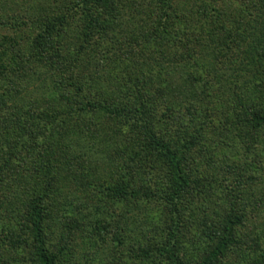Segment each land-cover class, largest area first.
<instances>
[{"label": "trees", "instance_id": "1", "mask_svg": "<svg viewBox=\"0 0 264 264\" xmlns=\"http://www.w3.org/2000/svg\"><path fill=\"white\" fill-rule=\"evenodd\" d=\"M35 1L0 0V264H264V0ZM12 104L81 124L88 167ZM145 204L134 230L104 212Z\"/></svg>", "mask_w": 264, "mask_h": 264}, {"label": "rangeland", "instance_id": "2", "mask_svg": "<svg viewBox=\"0 0 264 264\" xmlns=\"http://www.w3.org/2000/svg\"><path fill=\"white\" fill-rule=\"evenodd\" d=\"M6 4L9 8V10L11 12L7 13V16H13L14 18H20L21 20H24L23 16H27V17H32L31 19L33 20V22L35 21L36 23L39 22L40 20H43V18H45L44 14H37L36 13V1L35 0H6ZM240 1V0H238ZM243 1V0H242ZM247 1V0H245ZM1 5V3H0ZM43 16V17H42ZM28 20V19H27ZM24 26H21L20 28H23ZM12 31L11 29L9 30H4L3 33H7L10 34ZM20 40H23V34H18ZM26 38V37H25ZM30 36L28 37V40H30ZM26 43H28V41H25ZM26 43H23V46H27ZM37 77H39L38 75H36ZM39 84V82H36ZM36 85V84H35ZM27 86V85H25ZM30 97H28V95H26V98L24 99V103H21L22 105H26L27 103H29ZM11 108L14 106L13 104L10 105ZM15 110L13 109H9V112L15 113V111L17 112H22L23 114H19V120L23 121V123H25L26 125L29 124V128H26V131L28 133V135L30 136V134L32 135L33 139L36 137L38 138V140H40V143H44L50 139V136L52 135H57V134H61V133H65L67 134L66 138L69 139L66 142L62 143V149H66V147H74L75 150L80 151V156L83 157V162L85 167H88V164L85 163L86 158L88 160V158H90L89 156L94 155V152L97 150L96 147H91L92 146V139L87 137V132L83 131L85 130V128H81V124H68V125H61L58 124L55 126L50 125V124H46V123H41L39 121H35L32 120L30 117L25 116L24 115V111L21 110L19 107H13ZM9 133L14 131V135L16 136L15 131L17 130V126L16 124H13L10 128H9ZM2 131V130H1ZM72 131H81L78 133L73 134ZM59 136H64V135H59ZM58 136V137H59ZM34 139V140H35ZM45 141V142H44ZM56 140L52 139V142L54 144V146H56L57 142L55 143ZM71 141L73 142L72 146H68V142ZM57 147V146H56ZM113 169H103L100 170L98 173V177H101L104 179V177L106 176L107 172H111ZM95 172V171H94ZM98 171H96L97 173ZM13 177L15 179H24L26 177L25 174H23L22 176H16L13 175ZM260 191V190H259ZM254 192L257 193V191L255 190ZM115 210L111 211V208L109 206H107L104 209V212L109 216L107 217L108 220H114V221H123L126 224L125 229L127 230V228L130 229H135L136 226H141L143 224H145L144 221H146V219H153V215L156 213L155 210L156 208L152 205L149 204H145V205H141L140 207H131V208H127V209H122L121 206H116L114 208ZM147 209V210H146ZM61 211H63V209L61 208ZM122 212V213H121ZM121 213V216H118ZM123 216V218H122ZM261 218H263L261 216ZM257 220H255V222L260 223L263 219L260 218H256ZM249 224V223H248ZM125 226V225H124ZM249 228H243L242 229V233L247 234V231L250 232L252 229ZM258 237V233L252 235V238L255 240ZM78 240V239H77ZM79 244L81 245V238L78 240ZM106 244L104 245V248L102 250L96 247H92V248H87V253L91 252V255H98L99 253V257L102 258V260L105 263H109V259L110 256H112V245L110 244L109 241V237L107 238V242H105ZM264 243V242H263ZM101 244V243H100ZM99 244V245H100ZM102 245V244H101ZM263 249H264V244L262 245ZM111 249V250H110ZM249 249H246L245 253H248ZM98 252V253H97ZM86 253V254H87ZM109 253V255H108ZM238 255H241L240 253ZM256 255H258V253H256ZM95 257V256H94ZM238 260H240V258L235 257L234 255L231 256L230 261L233 263H236ZM84 264H87L86 262Z\"/></svg>", "mask_w": 264, "mask_h": 264}]
</instances>
